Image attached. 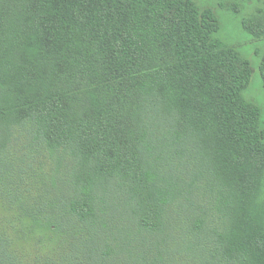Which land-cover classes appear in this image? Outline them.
<instances>
[{"label":"trees","instance_id":"trees-1","mask_svg":"<svg viewBox=\"0 0 264 264\" xmlns=\"http://www.w3.org/2000/svg\"><path fill=\"white\" fill-rule=\"evenodd\" d=\"M218 2L248 9L243 30L264 40V0ZM253 73L216 11L195 0H0V196L23 209L34 199L32 171L14 170L22 147L33 153L17 141L29 124L37 145L75 160L64 208L84 232L77 251L94 264H121L122 252L123 264H156L152 250L167 264L168 209L180 190L154 158L164 121L199 156L185 186L208 197L218 220L193 222L207 243L199 264H264V118L246 96ZM16 226L0 228V264L24 262ZM112 241L133 248L119 253Z\"/></svg>","mask_w":264,"mask_h":264},{"label":"rangeland","instance_id":"rangeland-1","mask_svg":"<svg viewBox=\"0 0 264 264\" xmlns=\"http://www.w3.org/2000/svg\"><path fill=\"white\" fill-rule=\"evenodd\" d=\"M202 7H209L216 11L223 23V35L237 47L254 67L251 84L246 96L259 105L264 118V40H258L243 30L242 21L248 9H242L234 13L227 7L219 5L218 0H195ZM248 8V7H247ZM169 123L161 122L159 130L153 138L157 148L155 160L161 174L168 177L172 184L179 187L180 192L172 197L168 215L175 228L172 234L173 241L167 242V252L162 254L167 264H199V246L206 245L205 238L199 237L202 233L193 232V222L202 217L206 220L208 228L218 220L212 215L211 203L206 195L196 187H186V181H191L192 167L194 170L200 165L199 156L191 146L182 144L176 140ZM18 146L33 145V153L22 147L19 155L22 159L15 162V172L22 169L32 171L33 179L29 180L33 188L34 199L30 201V207L23 209L18 207V201L9 202L0 196V228L5 230L8 225L16 221L14 232V248L20 253L24 262L22 264H94L87 257L81 255L72 241L77 237L78 244H84L85 236L82 228L79 230L68 215L64 203L69 198L71 186L69 177L73 172L72 165L75 160L68 152L51 154L47 149L37 145L32 139L33 128L23 125L17 130ZM34 155L32 159L29 155ZM29 159V160H28ZM30 160H35L29 164ZM1 168V165H0ZM194 176V175H193ZM185 187V188H184ZM184 188V189H183ZM15 205L18 207H15ZM120 205V204H119ZM111 215V214H110ZM113 224L118 223L117 216L113 217ZM205 229V227H204ZM76 233V234H75ZM146 239L147 249L153 241ZM117 252L133 248L125 241H112ZM14 249V250H15ZM78 253V254H77ZM118 253V254H119ZM126 252L116 256L117 263L125 262ZM152 259L156 264L160 262V255L151 250ZM80 257L77 258L76 256ZM80 254V255H79ZM122 258V259H119ZM38 260L35 262V260ZM53 259V262L47 261Z\"/></svg>","mask_w":264,"mask_h":264}]
</instances>
